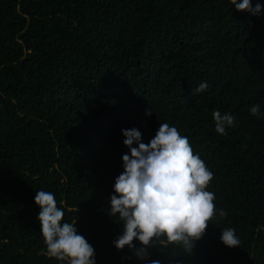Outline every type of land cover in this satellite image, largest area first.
Masks as SVG:
<instances>
[{
  "label": "trees",
  "instance_id": "obj_1",
  "mask_svg": "<svg viewBox=\"0 0 264 264\" xmlns=\"http://www.w3.org/2000/svg\"><path fill=\"white\" fill-rule=\"evenodd\" d=\"M251 3L260 14L231 0H0V264H66L46 254L39 190L95 264H264V0ZM216 110L234 117L226 135ZM161 123L214 174L217 214L191 251L161 237L142 260L138 240L114 246L123 221L110 196L130 155L121 130L147 144Z\"/></svg>",
  "mask_w": 264,
  "mask_h": 264
},
{
  "label": "clouds",
  "instance_id": "obj_2",
  "mask_svg": "<svg viewBox=\"0 0 264 264\" xmlns=\"http://www.w3.org/2000/svg\"><path fill=\"white\" fill-rule=\"evenodd\" d=\"M237 11L260 14L262 5L252 7L251 0H231ZM208 88L202 82L195 89L202 93ZM250 114H260V105L250 107ZM146 116L152 110H145ZM215 131L226 135L233 126L231 114L213 112ZM123 143L130 150L122 156L124 171L115 179L114 194L110 196L111 214L123 221V232L114 241L118 250L134 249V240L142 247L136 251L139 259H148L147 248L154 240L164 237L169 244L182 245L191 251L194 241L205 233L209 222L216 216V196L207 187L213 173L199 154H195L187 136H182L175 126L161 123L155 136L146 144L142 133L136 129H122ZM137 146H133V145ZM35 205L40 209L37 220L50 258L66 264H95V249L78 233L75 224L63 222L65 212L58 207L54 193L36 191ZM219 215L227 213L221 209ZM227 247H238L240 240L235 229L224 228L220 237ZM149 264H160L149 260Z\"/></svg>",
  "mask_w": 264,
  "mask_h": 264
}]
</instances>
